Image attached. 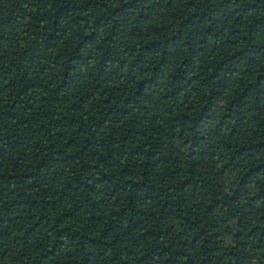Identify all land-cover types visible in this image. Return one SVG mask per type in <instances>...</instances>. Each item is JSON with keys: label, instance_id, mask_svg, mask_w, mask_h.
Here are the masks:
<instances>
[{"label": "trees", "instance_id": "1", "mask_svg": "<svg viewBox=\"0 0 264 264\" xmlns=\"http://www.w3.org/2000/svg\"><path fill=\"white\" fill-rule=\"evenodd\" d=\"M0 264H264V0H0Z\"/></svg>", "mask_w": 264, "mask_h": 264}]
</instances>
